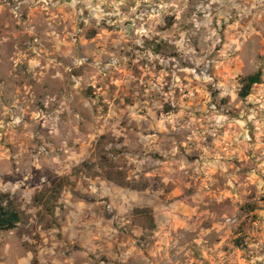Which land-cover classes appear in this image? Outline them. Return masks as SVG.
Returning a JSON list of instances; mask_svg holds the SVG:
<instances>
[{"label":"rangeland","instance_id":"1","mask_svg":"<svg viewBox=\"0 0 264 264\" xmlns=\"http://www.w3.org/2000/svg\"><path fill=\"white\" fill-rule=\"evenodd\" d=\"M9 204L0 264H264V0H0Z\"/></svg>","mask_w":264,"mask_h":264},{"label":"trees","instance_id":"2","mask_svg":"<svg viewBox=\"0 0 264 264\" xmlns=\"http://www.w3.org/2000/svg\"><path fill=\"white\" fill-rule=\"evenodd\" d=\"M262 83L263 72L259 69L257 73L241 81L242 89L240 91V98L244 100L248 99L252 95L254 87L261 85ZM61 190L62 187L59 191ZM21 222V214L12 207V204L0 208V233L15 230Z\"/></svg>","mask_w":264,"mask_h":264}]
</instances>
